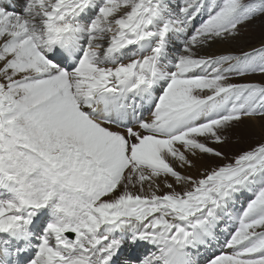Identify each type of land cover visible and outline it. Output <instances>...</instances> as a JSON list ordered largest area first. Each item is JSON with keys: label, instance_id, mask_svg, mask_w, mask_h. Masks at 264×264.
<instances>
[{"label": "snow or ice", "instance_id": "obj_1", "mask_svg": "<svg viewBox=\"0 0 264 264\" xmlns=\"http://www.w3.org/2000/svg\"><path fill=\"white\" fill-rule=\"evenodd\" d=\"M257 18L264 0H0V264H264V138L223 149L264 120V84L232 82L264 75V40L206 51Z\"/></svg>", "mask_w": 264, "mask_h": 264}, {"label": "bare ground", "instance_id": "obj_2", "mask_svg": "<svg viewBox=\"0 0 264 264\" xmlns=\"http://www.w3.org/2000/svg\"><path fill=\"white\" fill-rule=\"evenodd\" d=\"M20 0H14V3L17 4V7L19 6ZM234 43V42H233ZM257 44L256 46H259ZM252 46V47H256ZM252 47L246 48V50L251 49ZM209 53H224L226 51H232V45L230 42L226 43H217L213 44L211 48L206 50ZM257 77H254L253 79L250 78V75H247L245 77H234L232 82L233 83H246V82H259L261 78H264V75H261L257 73ZM256 75V74H254ZM252 76V75H251ZM264 81V80H263ZM262 83V82H261ZM148 114V111L145 110L144 115ZM230 139L228 143L223 145V149L229 156H232L234 154H237L240 152L239 147L245 146V148H249L256 143H258L262 138H264V120L253 118L251 120H244L237 128L232 129L229 133ZM231 149H234L236 151H233ZM205 161L209 164H215L218 163V161L212 159V158H205ZM140 250L143 253H145V248L141 247L137 251L132 253H126L125 251L121 254V256L117 260V264H128L130 260H133L136 255H140ZM151 250L150 248L148 249Z\"/></svg>", "mask_w": 264, "mask_h": 264}, {"label": "rangeland", "instance_id": "obj_3", "mask_svg": "<svg viewBox=\"0 0 264 264\" xmlns=\"http://www.w3.org/2000/svg\"><path fill=\"white\" fill-rule=\"evenodd\" d=\"M200 21L198 20L197 23H199ZM264 40V23L261 22V18H257L256 20H254L251 24H249L247 26V30L244 31L242 37L238 40V41H234L230 42L232 45V49L234 50V52H239L241 49L246 50V48L248 47H252V46H256L257 44L261 43V41ZM259 47V46H256ZM250 50V49H249ZM222 54V53H220ZM251 74L250 78L253 79L254 77H257V73ZM264 78L259 81V82H254V83H261L264 84ZM145 116H148V114H146ZM245 146H241L239 147V150H245ZM233 151H236L234 149H231ZM126 253H128V251H125ZM140 253L142 254L141 250ZM208 253H205V255H207ZM201 264H203V257L201 258Z\"/></svg>", "mask_w": 264, "mask_h": 264}]
</instances>
